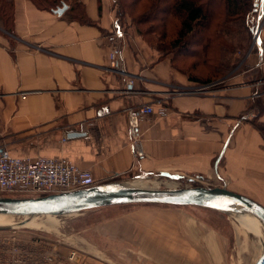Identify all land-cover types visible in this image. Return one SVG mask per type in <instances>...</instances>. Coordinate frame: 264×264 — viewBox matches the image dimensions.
<instances>
[{"label":"crops","instance_id":"1","mask_svg":"<svg viewBox=\"0 0 264 264\" xmlns=\"http://www.w3.org/2000/svg\"><path fill=\"white\" fill-rule=\"evenodd\" d=\"M81 1L87 22L31 0H13L12 32L0 21V144L19 157L69 158L97 185L169 173L264 206V113L253 106L264 97V27L260 48L237 51L231 74L201 84L137 27L117 41L113 0ZM115 41L124 68L111 66ZM149 104L156 112L140 124L145 154L136 158L128 109ZM156 222L146 220L143 242H156Z\"/></svg>","mask_w":264,"mask_h":264},{"label":"rangeland","instance_id":"2","mask_svg":"<svg viewBox=\"0 0 264 264\" xmlns=\"http://www.w3.org/2000/svg\"><path fill=\"white\" fill-rule=\"evenodd\" d=\"M66 1L70 4L73 2ZM147 4V0H113L118 23L124 28L126 25L137 27L133 16H141L143 6ZM261 11L259 5L258 14L249 19L254 29L263 24L260 35L264 27V16L260 19ZM247 15L234 22L232 31H227L230 42L241 49L243 55L261 47L260 42L255 44L256 34H250L247 29ZM0 21L4 25L1 16ZM141 27L145 33L144 39L150 45L156 49L164 48V53L170 52L172 56L175 54L177 66L191 67L193 59L186 57L188 52L180 50L177 54L170 45L175 39V29L168 26L167 34L162 36L165 28L149 33V25ZM195 48L191 47L192 50ZM226 55L227 60H234L230 53ZM196 69L205 74L200 66ZM262 101L264 97L257 98L254 105L258 106ZM138 179L158 181L159 189L171 188L172 184L175 185L173 188L199 184L190 182L187 177L172 179L162 175H137L107 183L124 185ZM40 196L0 192L1 198ZM221 208L144 203L114 205L76 214L56 215L49 220V228L44 230L34 226H7L0 228V264H254L264 249L263 232L257 227L240 226L230 215L231 211ZM44 217L36 216L37 222L45 221ZM150 218L158 221L156 223L160 226L152 236L156 242L146 243L143 242L144 231L148 224L146 220ZM177 224L180 228H176ZM188 225L189 229L194 228L192 236L186 238L189 235ZM258 243L259 249L256 248Z\"/></svg>","mask_w":264,"mask_h":264},{"label":"trees","instance_id":"3","mask_svg":"<svg viewBox=\"0 0 264 264\" xmlns=\"http://www.w3.org/2000/svg\"><path fill=\"white\" fill-rule=\"evenodd\" d=\"M39 9L55 10L64 3L70 7L67 14L80 22L89 21L84 4L81 0H73L72 4L66 0H31ZM143 1V0H138ZM141 16L134 18V23L143 37L145 33L142 25H149V33H155L158 28H165L162 36L167 34L168 26L175 29V39L170 44L175 52L186 51L187 58L193 59L191 67L177 66L176 57L173 55L174 66L186 73L192 81L201 84H210L227 77L235 69L233 61L226 59V54L235 55L241 49L230 42L227 31L233 30L234 22L243 19L244 15L252 11L253 15L245 16L248 31L254 33V26L249 20L255 18L259 12L258 0H147ZM252 1V2H251ZM251 6V7H250ZM0 16L4 22V28L12 32L14 24V2L2 0L0 2ZM177 22V25H176ZM175 27V28H174ZM196 36L198 40L195 41ZM196 47L194 50L191 47ZM162 56L164 48H157ZM205 70L201 74L197 68ZM256 107L257 116L264 113V101L253 105ZM264 133V127H260Z\"/></svg>","mask_w":264,"mask_h":264},{"label":"water","instance_id":"4","mask_svg":"<svg viewBox=\"0 0 264 264\" xmlns=\"http://www.w3.org/2000/svg\"><path fill=\"white\" fill-rule=\"evenodd\" d=\"M69 8L64 3L55 11L64 13ZM80 134H73L78 136ZM163 176L180 179L182 176L163 173ZM192 205L219 208L231 204L245 207L264 223V206L254 199L233 192L226 187L193 186L184 188H138L119 184H100L89 188L50 194L36 198H1L0 214L14 216L65 215L87 210L126 204ZM254 264H264V250Z\"/></svg>","mask_w":264,"mask_h":264},{"label":"built area","instance_id":"5","mask_svg":"<svg viewBox=\"0 0 264 264\" xmlns=\"http://www.w3.org/2000/svg\"><path fill=\"white\" fill-rule=\"evenodd\" d=\"M259 5L262 10L260 12L261 19L264 16V0H261ZM114 22L116 40L124 39V27L118 23L117 18ZM260 24L256 27L257 29H254L256 45L258 42L261 45L260 31L263 24L262 26ZM117 41L115 42L117 43ZM121 49L122 47L117 43L110 54L111 66L115 69L124 68ZM25 96L26 94H24ZM155 112L154 105L150 104L128 109L131 145L136 158H142L145 154L140 124ZM167 112L168 110L165 107H161L159 110L161 115H165ZM64 139H67V135ZM96 185L97 182L91 171L79 167L69 158L50 156L19 157L13 155L8 147L0 144V192L46 196L77 191ZM45 255L44 253L43 256ZM15 264L21 263L15 262Z\"/></svg>","mask_w":264,"mask_h":264},{"label":"bare ground","instance_id":"6","mask_svg":"<svg viewBox=\"0 0 264 264\" xmlns=\"http://www.w3.org/2000/svg\"><path fill=\"white\" fill-rule=\"evenodd\" d=\"M160 182L158 181H151V180H143L138 179L130 183L126 184H119L122 187H136L139 185L138 188H157ZM175 185L172 184L170 187L173 188ZM162 187V186H161ZM100 209V208H99ZM223 210L228 212L231 211L230 215L233 216L237 221L238 224L241 225H249L251 227L259 228L264 234V223L261 221L259 217H257L254 213L247 210L245 207L241 205L231 204L228 206H224ZM235 212V213H234ZM76 214V213H74ZM78 215V214H77ZM45 216V221L37 222L36 216H14V215H4L0 214V228L4 227H15V226H34L40 230H44L49 228V220L56 216V215H43ZM40 219V218H39ZM43 219V217H41ZM256 248L259 249V243L256 245ZM264 250V249H263ZM263 253V252H262ZM260 258V257H259Z\"/></svg>","mask_w":264,"mask_h":264}]
</instances>
